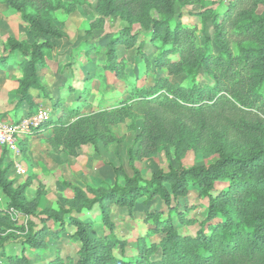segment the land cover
Returning a JSON list of instances; mask_svg holds the SVG:
<instances>
[{"label": "trees", "instance_id": "obj_1", "mask_svg": "<svg viewBox=\"0 0 264 264\" xmlns=\"http://www.w3.org/2000/svg\"><path fill=\"white\" fill-rule=\"evenodd\" d=\"M0 1L19 13L34 37L33 41L7 37L0 43V70L11 67L19 72L15 112L26 105L24 115H30L38 105L32 91L48 98L39 74L46 65V52L56 47V40L66 37L54 23V11L70 13L75 5L88 2ZM220 1L96 0L98 16L87 21V33L99 28L106 18L120 22V28L109 36L104 53V67L115 79L128 80L123 56L117 52L119 45L134 48L142 56L145 43L152 45L157 51L155 66L165 70V75L156 77L149 87L129 82L125 91L128 101L109 111L85 112L84 100L69 107L62 105L60 112L54 106L55 115L20 141L21 151L27 138L43 133L55 152L62 147L73 156L86 144L98 151L99 142L107 146L122 141L112 126L127 118L132 123L140 119V131L127 149L131 174L122 165L109 164L111 186L81 187L65 182L70 196L64 203L38 211L42 193L38 190L29 200L25 191L30 176L16 185L7 177L12 160L5 161L4 149L0 156V192L5 201V208L0 209V264H31L24 245L42 248L45 238H59L63 232L70 234L76 258L70 254L55 256L47 264H264V10L256 12L263 0H230L223 14L215 10ZM175 2L181 7L203 5L198 17L211 21L217 54L208 44L209 39L203 46L197 45L191 26L170 25ZM152 10L159 19L151 16ZM134 24L139 25V31H134ZM94 48L99 53L101 46ZM201 70L212 84L198 81ZM232 114H236L235 120L228 118ZM170 147L178 160L189 149L204 156L214 155L215 159L190 167L181 163L167 171L159 168L148 179L143 178L135 163L160 151L168 156ZM191 187L206 202L187 219L179 205ZM142 197L145 201L158 198L166 207L165 215L155 220L156 228L160 226L164 235L148 246L138 238V252L130 259L125 255V239L112 231L109 206L131 212ZM185 206L187 210L189 206ZM95 208L99 214L93 220L82 217ZM9 209L26 216V222L14 224L5 213ZM160 213L152 212L149 217L157 218ZM174 217L181 223H196L198 228L193 234L179 232ZM97 222L110 232L98 233ZM11 230L18 234V252L5 250L8 235L1 236ZM116 248L119 255L114 254Z\"/></svg>", "mask_w": 264, "mask_h": 264}, {"label": "rangeland", "instance_id": "obj_2", "mask_svg": "<svg viewBox=\"0 0 264 264\" xmlns=\"http://www.w3.org/2000/svg\"><path fill=\"white\" fill-rule=\"evenodd\" d=\"M64 1L71 2L73 0ZM218 1L220 0H203V3L209 4ZM87 2L88 5H75L70 13H66L63 9L54 11V23L65 32L66 37L56 40V47L46 52V65L39 71L48 98L44 99L40 93L32 91L35 99L44 101V105L39 106L51 109L52 115L56 113L54 106H57V112H60L62 105L69 107L82 100L85 101L83 108L85 112L109 111L128 101L129 95L125 91L128 90L129 82L149 87L156 77L165 75V70H159L155 66L154 60L157 51L152 45L145 43L143 48L145 56L136 54L134 48L119 45L117 52L119 57L123 56L124 71L128 80L115 79L113 74L104 67V53L109 36L120 28V22L117 18H106L99 28L93 29L90 34L87 33L88 22L91 21L92 16H98L95 10L96 0H87ZM220 2L221 5L215 10L223 14L227 10L226 5L230 0H221ZM201 6L203 5L187 4L181 7L178 2H175V16L170 21V25L174 26V24L180 23L191 26L195 32L197 45L203 46L206 39H209L208 44H210L213 53L217 54L219 50L213 41L214 32L211 21L208 18L199 19L198 17ZM263 10L264 0L258 3L256 12L259 13ZM150 14L155 18H160L153 10ZM133 28L134 31H139L138 24H134ZM7 37L26 41L34 40L31 31L21 21L19 13L0 1V43L4 42ZM85 42L88 43L87 46L84 44ZM96 45L101 46L99 53L95 52L94 46ZM2 75L4 77L0 80V118L12 121L26 113V110L15 112L14 90L19 72L10 67L9 71ZM171 79L175 78L171 77ZM198 81H207L212 84V80L204 72L202 73V70ZM187 83L184 81V84ZM228 118L235 120L236 114H232ZM140 128V119L132 123V119L127 118L111 128L119 138H122L121 142L110 143L107 146H103V143L99 142L98 151H94L90 144L82 145L73 156L69 155L62 147L56 152L50 149L45 142L47 137L45 133L34 138H27L25 150L21 151L17 159L23 166L22 173H16L11 165L7 177L13 179L16 185L30 176L31 182L25 191L26 198L32 199L40 190L42 197L38 211L44 208H54L57 205H62L64 200L70 196V190L65 182L81 187H84V184L93 187L100 184L111 186L113 174L109 164L122 165L125 171L131 174L127 165V149L134 144V137L139 133ZM184 154L182 160H178L173 154V147H170L168 156L164 151H160L156 156L137 161L135 165L139 168L142 177L148 179L159 168L167 171L169 168H176L181 163L185 167H190L209 163L215 159L214 155L204 156L190 149ZM6 155L7 160L5 161L12 160L11 154L7 152ZM205 202L206 200L198 195L197 190L191 187L187 196L180 199L179 211H186V218H191ZM185 205L189 206L187 210ZM1 208H5V201L0 192ZM109 209V218L113 224L112 231L116 237L125 239V255L130 259L138 252V238H143L148 246L152 241H159L164 235L160 226L156 228L155 224V220L161 219L166 211V207L158 198L150 201H145L143 197L139 198L131 212L127 208H120L116 205H110ZM152 212L163 213L156 215L157 218H151L149 216ZM0 213L2 212L0 211ZM5 213L16 225L24 224L27 220L26 216L13 209H9ZM98 214L99 209L95 208L90 214H84L82 217L86 220H93ZM173 219L179 232L193 234L198 228L196 223L189 221L181 223L177 217ZM95 229L100 234L110 232L101 222H97ZM5 235H8L5 250L18 252L20 246L15 241L18 236L17 231H7L1 237ZM69 236V233L63 232L59 238L47 237L44 239V247L37 249L26 244L24 252L28 255L31 264H47L53 257H64L67 254L76 258V247L70 242ZM117 250V248L114 250V254L119 255V250Z\"/></svg>", "mask_w": 264, "mask_h": 264}, {"label": "built area", "instance_id": "obj_3", "mask_svg": "<svg viewBox=\"0 0 264 264\" xmlns=\"http://www.w3.org/2000/svg\"><path fill=\"white\" fill-rule=\"evenodd\" d=\"M51 118L49 109L39 107L30 115H24L16 121H6L0 118V147L12 156V165L15 172L23 171L22 164L17 160L21 154L20 141L27 137L33 128Z\"/></svg>", "mask_w": 264, "mask_h": 264}, {"label": "crops", "instance_id": "obj_4", "mask_svg": "<svg viewBox=\"0 0 264 264\" xmlns=\"http://www.w3.org/2000/svg\"><path fill=\"white\" fill-rule=\"evenodd\" d=\"M9 68L10 67H8L5 71H1L0 70V80L4 77L2 74H5V73H7L8 71H9ZM35 101L36 102H38V105H37V107H36V109H38L39 107H41V106H39V105H44V101H42V100H39V99H35ZM26 105H23L22 106V110H26ZM49 109V108H48ZM50 111H51V116H53L52 115V110L50 109ZM4 150V148H2V147H0V156L2 155V151Z\"/></svg>", "mask_w": 264, "mask_h": 264}]
</instances>
